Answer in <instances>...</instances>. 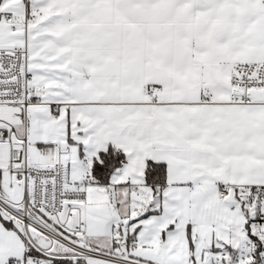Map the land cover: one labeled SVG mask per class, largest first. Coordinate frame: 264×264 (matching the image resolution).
<instances>
[{"label":"snow or ice","instance_id":"snow-or-ice-1","mask_svg":"<svg viewBox=\"0 0 264 264\" xmlns=\"http://www.w3.org/2000/svg\"><path fill=\"white\" fill-rule=\"evenodd\" d=\"M0 264H264V0H0Z\"/></svg>","mask_w":264,"mask_h":264}]
</instances>
